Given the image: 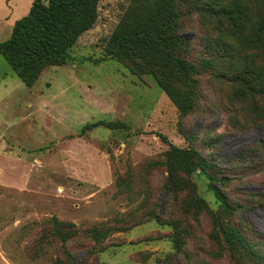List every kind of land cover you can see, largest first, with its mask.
<instances>
[{"label":"rangeland","instance_id":"1","mask_svg":"<svg viewBox=\"0 0 264 264\" xmlns=\"http://www.w3.org/2000/svg\"><path fill=\"white\" fill-rule=\"evenodd\" d=\"M33 1L0 0V42ZM131 1L100 0L96 24L70 49L67 64L46 68L32 87L0 53V264H157L158 258L231 264L210 214L184 216L175 194L166 191L164 154L171 144L195 148L228 171L224 190L234 200H264V119L255 108L264 107V98L235 94L236 85L222 77L228 59L213 46L220 39L236 41L204 12L182 19L188 58L201 68L202 95L198 110L182 117L152 76L133 75L122 61L105 56ZM258 2L264 13V0ZM112 121L126 126L84 130ZM240 153L250 162L231 160ZM100 173L108 175L102 189L90 182ZM190 181L217 212L220 202L208 178L194 173ZM62 185L87 193L77 199ZM155 215L181 222L182 252L174 249L173 227ZM229 220L256 242L264 236V206Z\"/></svg>","mask_w":264,"mask_h":264},{"label":"trees","instance_id":"2","mask_svg":"<svg viewBox=\"0 0 264 264\" xmlns=\"http://www.w3.org/2000/svg\"><path fill=\"white\" fill-rule=\"evenodd\" d=\"M99 1L34 0L29 13L16 21L11 36L0 42V53L27 86H34L46 68L67 64L70 49L96 24ZM258 1L132 0L105 47V56L122 61L133 75L152 76L180 115H191L202 99L198 80L201 68L188 58L190 43L181 26L182 19L197 10L214 18L236 41V44L225 39L213 42L214 49L224 54L220 58L228 59L222 77L236 85L238 96L264 98V64L259 63L264 58V13ZM255 108L264 119V107ZM100 125L112 130L126 126L124 122H98L86 125L84 130ZM259 146L264 149V141ZM164 156L169 172L165 189L175 194L181 203V213L210 214L219 231L215 237L229 250L231 264H264V236L256 242L229 220L245 210L263 207L264 200L258 205H253L254 200H234L224 190L230 184L228 171H222L215 160L206 159L195 148L182 149L171 144ZM231 160L250 162L244 153ZM194 173L208 178L209 187L220 202L217 212L194 193L190 181ZM155 216L162 225L173 227L174 249L182 252L183 244L177 235L181 222ZM72 235L70 232L69 236ZM156 262L169 264L160 258Z\"/></svg>","mask_w":264,"mask_h":264},{"label":"crops","instance_id":"3","mask_svg":"<svg viewBox=\"0 0 264 264\" xmlns=\"http://www.w3.org/2000/svg\"><path fill=\"white\" fill-rule=\"evenodd\" d=\"M3 151V150H2ZM82 154H84V152L83 153H81V155ZM1 175L3 174V173H0ZM107 175V173H100V175H96V174H94V175H92L91 176V183H92V186H95L94 184H95V182H96V184H99V186H101V189L102 188H104V186H105V182L108 180V178L106 179V178H104L103 179V177H105ZM77 176L78 177H76V178H85V176H83V175H78L77 174ZM108 176V175H107ZM70 178V180H75L76 178H74V177H69ZM94 178H96V181L94 180ZM68 182V181H67ZM70 182V181H69ZM72 182V181H71ZM98 186V185H97ZM96 186V187H97ZM59 189H62V192L64 193V194H72L73 195V197L74 198H77V199H81V198H83L85 195H86V193H87V191L85 190V189H80L79 188V190H76V191H74L73 189H71V188H69L68 186H66V185H62V186H60V188ZM98 191H99V189H98Z\"/></svg>","mask_w":264,"mask_h":264}]
</instances>
